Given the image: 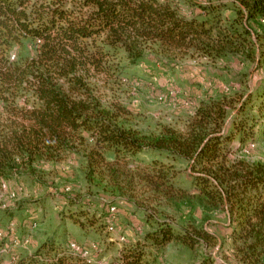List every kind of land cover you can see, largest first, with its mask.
Instances as JSON below:
<instances>
[{"label": "trees", "instance_id": "16d2710c", "mask_svg": "<svg viewBox=\"0 0 264 264\" xmlns=\"http://www.w3.org/2000/svg\"><path fill=\"white\" fill-rule=\"evenodd\" d=\"M185 1L187 9L176 0H0V188L14 177L40 182L45 167L75 153L90 184H104L156 222L142 241L124 247L121 264H158L149 246L176 242L197 251L219 243L209 219L159 221L162 205L224 212L230 249L222 262L204 254L200 264H264V165L230 158L234 140L242 147L264 131V85L238 100L205 102L183 130L164 125L156 134L126 126L127 110L100 96L99 83L117 82L123 59L138 65L154 44L214 62L232 56L264 70V0ZM25 40L32 51L11 60L13 46ZM142 152L168 161L133 165ZM176 161L185 164L190 187L178 183Z\"/></svg>", "mask_w": 264, "mask_h": 264}, {"label": "rangeland", "instance_id": "374dc122", "mask_svg": "<svg viewBox=\"0 0 264 264\" xmlns=\"http://www.w3.org/2000/svg\"><path fill=\"white\" fill-rule=\"evenodd\" d=\"M176 1L180 7L189 8L185 0ZM228 15L232 13L228 12ZM33 46L25 40L21 45L15 44L10 54L15 58L28 55ZM118 73L117 82L99 83L102 100L127 110L121 115L126 126L155 134L164 125L183 130L194 110L205 102L224 96L238 100L264 85L261 82L264 70L256 72L252 64L238 58L231 56L214 62L204 56L168 50L158 44L148 46L146 57L138 65H128L123 59ZM235 105L239 107L238 101ZM251 111L252 107L248 106L246 113ZM261 128L260 124L256 131ZM230 147L231 159L264 165V131L259 132L253 143L240 147L236 139ZM106 155L112 158L111 154ZM154 157L168 161L164 155L142 152L133 159V165H141ZM175 163L182 170L178 183L190 187L185 164ZM3 183L7 185V191L0 202V264H56L57 255L64 259L63 264H83L67 252L71 242L82 245L98 243L101 256L108 264H121L124 247L142 241L156 225L154 220L150 224L141 211H135L126 202L114 198L109 190L104 189V184H90L85 177L84 161L75 153L45 167L40 182L14 177ZM17 185L24 187V193L18 199H10L8 192ZM111 203L116 206V212L108 221L107 211ZM84 211L87 215L82 214ZM71 215H75L83 226L74 224ZM87 216L94 217V225ZM156 216L159 221L167 218L178 226L209 219L208 231L220 240L214 247H201L197 251L176 242L160 248L149 246L147 254L149 258H156L158 264H200L204 254H212L216 262H222L230 249V239L226 238L228 222L223 211L205 215L198 205H180L178 208L162 205ZM107 222L113 225L116 233L108 232ZM119 235L125 237L124 243L116 241ZM26 239H29L28 244L24 243ZM43 245V254L36 255ZM49 245L56 247L57 255L56 251H46Z\"/></svg>", "mask_w": 264, "mask_h": 264}, {"label": "built area", "instance_id": "2783aa9c", "mask_svg": "<svg viewBox=\"0 0 264 264\" xmlns=\"http://www.w3.org/2000/svg\"><path fill=\"white\" fill-rule=\"evenodd\" d=\"M15 56H11V60H14ZM160 99H162L160 97ZM195 113V110L193 114ZM7 191V185L5 183L2 184V188L0 191V202L3 201V198L5 196V192ZM24 193V187L21 185H17V187L14 190H10L8 192V197L10 199H18L20 194ZM116 212V206L112 205L108 209V214H109V219L113 217V215ZM36 224H33V227H35ZM107 230L109 233H116L117 231L111 225L110 222H107ZM116 241L119 243H124L125 242V237L123 235H119L116 237ZM25 244L29 243V239H26ZM4 250V249H3ZM67 252L74 256L77 257L83 264H108L106 259L101 256V246L98 243H90V244H80L77 242H71L67 246Z\"/></svg>", "mask_w": 264, "mask_h": 264}]
</instances>
